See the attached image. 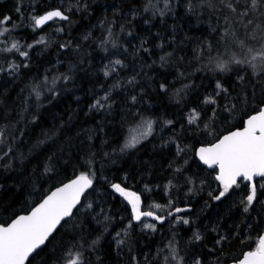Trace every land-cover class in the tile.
Listing matches in <instances>:
<instances>
[{
  "label": "trees",
  "instance_id": "16d2710c",
  "mask_svg": "<svg viewBox=\"0 0 264 264\" xmlns=\"http://www.w3.org/2000/svg\"><path fill=\"white\" fill-rule=\"evenodd\" d=\"M227 3L0 0V20L10 17L0 28V223L81 173L94 180L27 264H227L256 249L264 177L250 206L243 180L217 200V169L196 154L264 105L260 57L255 69L231 62L261 50L252 35L264 7L241 16L250 3L232 0L236 12ZM55 7L68 19L36 27L32 18ZM143 119L151 134L126 148ZM114 184L138 194L145 212L168 205L163 221L144 227Z\"/></svg>",
  "mask_w": 264,
  "mask_h": 264
},
{
  "label": "snow or ice",
  "instance_id": "6c2138e0",
  "mask_svg": "<svg viewBox=\"0 0 264 264\" xmlns=\"http://www.w3.org/2000/svg\"><path fill=\"white\" fill-rule=\"evenodd\" d=\"M221 2L223 3L224 0H221ZM245 3H250L251 8L240 13L241 16H247L249 11L264 7V0H245ZM209 6H211V3H209ZM225 6L230 11L236 12L232 0H228ZM261 15L264 16V12ZM53 18L68 19L60 10L49 11L45 15L35 16L32 19L35 26L40 27L47 21L53 20ZM9 19L10 17H5L0 20V28ZM248 24H252L251 19L247 21L245 27ZM3 31H8V29L3 28ZM256 31L259 36L254 32L252 39L258 38L262 41L261 50L252 55L250 59L233 58L231 62L241 65L248 63L255 69L257 67L255 63L257 57H260L261 64H264V26L257 24ZM0 34H3V32H0ZM42 42V39L37 41V43ZM240 44L243 46V41H240ZM28 47H31V45H28ZM12 48H18V45L13 43ZM248 52L252 53L253 49L249 48ZM20 54L27 56V52ZM13 67L18 69L19 66L14 65ZM216 67L221 71H226L228 70V62H218ZM240 79H243V77ZM36 94L39 97V93ZM132 99L135 100V97ZM93 107L102 108L104 105L100 101H96ZM198 115V113H194L190 118V122H193ZM168 123H171V121H168ZM152 125V120L143 119L141 125L134 129L126 140L125 147H135L141 139L150 135ZM199 155L205 164L216 165L219 168V175L216 179L222 182L223 190L215 197L217 200L223 197L233 185H237L238 178L251 182L255 176L264 177V105H261L259 110L247 119L246 127L224 135L218 142L209 147H201ZM92 182L88 173H81L71 183L58 188L44 199L30 214L17 217L7 226L0 224V264H25L29 255L45 243L61 220L71 215L72 209L79 203L83 192L91 187ZM112 187L129 200L136 220H140L141 216L154 215L151 211H140L141 198L138 194L125 190L119 184H114ZM255 198L256 186L252 183L250 194L246 197L247 204L250 206ZM155 207L161 208V205L157 204ZM244 210L247 211L248 208L245 207ZM176 211L179 212L181 209ZM155 219L162 220V217L156 216ZM184 223H188V221L185 220ZM147 227L154 228V225L149 224ZM201 238L199 233L194 234V239L200 240ZM172 254L173 258L179 261L180 258L176 256L175 249L172 250ZM71 264H77V260L71 261ZM197 264H199V261H197ZM239 264H264V237L260 238L254 251L244 254V258L239 261Z\"/></svg>",
  "mask_w": 264,
  "mask_h": 264
},
{
  "label": "water",
  "instance_id": "95a60500",
  "mask_svg": "<svg viewBox=\"0 0 264 264\" xmlns=\"http://www.w3.org/2000/svg\"><path fill=\"white\" fill-rule=\"evenodd\" d=\"M53 10H60V11L63 13V15L66 16V13H65L64 10H63L62 8H60V7H55V8L49 9V10L45 11L44 13H42L41 15H45V14L48 13L49 11H53ZM41 15H39V16H41ZM54 19H58V18H53V20H54ZM59 19H62V18H59ZM53 20L47 21L44 25L48 24L49 22H51V21H53ZM44 25H42V26H44ZM255 113H256V112H255ZM255 113H253V114H251V115H254ZM251 115H249V116L245 119V122H244V126H243V127H241V128H236V129H234V130H232V131H229V132L223 134L220 138H222L224 135H228L229 133H231V132H233V131L242 130L244 127H246V121H247V119H248ZM220 138H219V139H220ZM219 139H218V140H219ZM218 140H216V141L213 142L212 144L218 142ZM212 144H208V145H200V146L197 148V150H196V154H197L199 160H200L204 165H206V166H210V165L205 164L204 161L200 159L199 149H200L201 147H209V146H211ZM210 167H215V168L217 169V176H218V175H219V168H218V166H216V165H212V166H210ZM78 176H79V175H78ZM78 176H76V177H74V178H71V179H69V180H66V181H64V182H62V183H60V184H58L57 186L53 187V188H52V189H51V190H50V191H49V192H48V193H47V194H46V195H45V196H44V197H43V198L37 203V204H35V205H34L29 211L18 214L17 216H15V217H14L11 221H9L8 223H5V224H4V223H0V224H3V225H5V226H7L8 224H10V223H11L14 219H16L17 217H19V216H21V215H28V214H30V212H31L35 207H37L40 203H42L43 200L46 199L49 195H51L54 191H56L58 188L63 187V186L66 185V184L71 183V181H73L74 179H76ZM260 178H263V177L255 176V177H253V180H252L251 182L246 181V180H243L242 178H238L237 182L243 180L244 182H248V183H250V184H252V183L255 184L256 181H257L258 179H260ZM92 181H93V182H92L91 187L87 188V189L83 192V194H82L81 197H80V201H79V203L76 204V206L72 209L71 215H69V216H67V217H65L64 219L61 220L60 224H58L57 227L53 230V232H52L51 235L48 237V239L45 241V243H44L43 245H41L39 248H37L33 253H31V254L29 255V258H30V257H31V256L37 251V250H39L40 248H42V247L47 243V241L49 240V238H50V237L56 232V230L60 227V225H61L66 219H68L69 217H71V216L73 215L75 209L81 204V202H82V200H83L85 194H86V193L92 188V186H93V184H94V180L92 179ZM220 182H221V181H220ZM221 183H222V182H221ZM233 186H234V185H233ZM140 211H141V212H145V211H143V210L141 209V202H140ZM147 212H148V211H147ZM153 213H154L153 216H141V218H142V217H150V218L155 219L156 216H159L157 213H155V212H153ZM163 219H164V218L162 217V220H159V221H163ZM261 237H264V231H263ZM261 237H260V238H261ZM252 251H254V250H252ZM247 252H249V251H247ZM247 252H245V254H246ZM29 258H28V260H29ZM243 258H244V255H243L239 260H237V261H232V262H229V263H227V264H239V261H242ZM28 260L25 261V264H27Z\"/></svg>",
  "mask_w": 264,
  "mask_h": 264
},
{
  "label": "rangeland",
  "instance_id": "374dc122",
  "mask_svg": "<svg viewBox=\"0 0 264 264\" xmlns=\"http://www.w3.org/2000/svg\"><path fill=\"white\" fill-rule=\"evenodd\" d=\"M127 191H129V190H127ZM155 205H157V204H153V205H151L150 208H149V209L147 208L148 210H146V211L155 212V213H157L159 216H161V215L164 214V213L166 212V210L168 209V205H161V204H159V205H161V208H156ZM161 217H162V216H161ZM149 224H152V225H154V227H155V220L152 219V218H150V217H146L145 220H144V222H143V226H144V227H147V225H149ZM147 228H149V227H147Z\"/></svg>",
  "mask_w": 264,
  "mask_h": 264
}]
</instances>
